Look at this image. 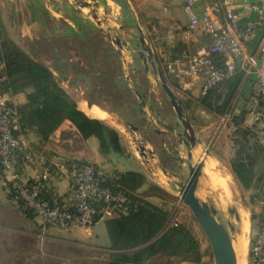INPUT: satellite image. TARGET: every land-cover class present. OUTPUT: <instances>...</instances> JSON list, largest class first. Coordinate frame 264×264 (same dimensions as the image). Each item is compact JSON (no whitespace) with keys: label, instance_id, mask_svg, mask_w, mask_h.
Returning a JSON list of instances; mask_svg holds the SVG:
<instances>
[{"label":"rangeland","instance_id":"obj_1","mask_svg":"<svg viewBox=\"0 0 264 264\" xmlns=\"http://www.w3.org/2000/svg\"><path fill=\"white\" fill-rule=\"evenodd\" d=\"M62 1L71 8L70 11L72 13L81 12L92 22L96 23V20L91 15L90 8L81 6L76 0ZM97 2L99 6L96 13H98V20L100 21L105 20L102 19L103 5L108 10H114V12L107 17L108 20L105 21V24L102 25L104 30H99L100 37L102 36L101 33H104V41L98 38L94 40V43H90L89 45H80L78 42H75L74 48L78 47L79 51L83 49V46H90L87 48L88 51H86V53L82 54V51L81 54H78L80 59L82 57L81 60L83 65L81 67L76 65L79 60L75 61L73 58L72 62L75 63L74 65L73 63H71L72 65L70 66H66L65 63L61 64L63 67L62 69H65L66 72L68 70L69 73L67 72L66 75L62 73L60 77L65 79L69 77V82H60L58 76L59 83H63L68 89L71 98L78 107L80 103H86L88 106L95 105L103 109L107 112V120L98 119H101L119 133L122 150L104 154L105 156H103L102 162L95 163L94 165L100 169L105 178L108 176L111 177L118 169L127 168L130 158L147 163V167L153 169V173H148L150 176L149 180L153 182L152 184L164 186L167 191L152 188L149 185L144 187L142 191L146 190L152 194L149 200L159 202V199H162L164 200V204L166 202V206H169L170 202H175V206L178 205V207H172L171 211L174 217L188 224L198 238L200 246L203 248V259H201L200 263L196 264H213L212 252L202 229L195 220L188 205L182 202L179 198V194L173 191L168 185L167 181L173 179L170 178L168 174H163L161 170V168L167 169L170 167L171 163L168 161L167 157L162 154L164 146L156 133V129L163 128L167 131L168 125H174L175 122L179 124V120L169 103L168 97L159 84L156 74L151 70L144 73V64L139 52H143L144 55L146 53L140 44V38H143L145 44L152 49L156 64L162 69L168 84L178 98L181 99L186 116L191 119L195 127L206 128L212 143L216 140V144L213 146L214 148H212L214 153H217L215 154L216 157L220 155L217 148L229 146V148L234 149L231 141V137L235 131L233 118L243 110L246 113L244 109L246 108V100L236 90L230 101L229 108H227V110L225 109L226 111L224 113H220L203 108L200 105L201 97H197L196 95L193 96L191 93L182 92L177 89L173 79L167 74L162 65L161 56L164 54L170 56L172 53L180 51L193 52L196 47L189 43L182 44L180 41L181 39H178V33H180L179 30H181L182 27L176 29V25L171 24L170 19H168L166 15H163L161 12L162 6L164 5L162 0H106L105 2L97 0ZM4 3V13L8 26L16 30L17 18H15L13 14L11 1L4 0ZM24 13L25 9H23V15ZM177 18L178 16L174 15V19ZM106 25L109 26L111 30L109 33L106 32ZM115 38L120 39L121 47L115 43ZM73 41H76V39ZM101 42H103L104 45H102ZM54 43L58 48L61 47L62 52L64 51L61 39L60 42L58 39H55ZM44 45L45 43L41 44V47L43 46L44 48ZM112 46L114 48H112ZM112 50L114 51L113 56ZM43 51L45 55H49V52H51L50 46L45 47ZM31 54L36 60H41L36 58L37 54L36 56L33 53ZM137 94H145V97L143 96L144 98L141 99ZM156 98L161 100L160 105L154 107L153 111H149L148 105H155L157 102ZM142 100L145 102L144 105L142 104ZM245 119L248 121L250 120L248 114H246ZM128 123L132 124L136 130H132ZM180 128L179 129L182 130L181 126ZM142 138H146L152 144H149L148 141L146 143L142 142ZM169 139H171V137H169ZM139 145H144L145 148H149L152 150L151 153H155L156 156L152 157L150 153H148L147 157H145V161L139 154ZM258 146V144H254L250 150V153L256 160L254 163V170H256L258 176H256L258 182L257 188L244 189L234 176L230 164L219 158L218 161L208 159L205 163L196 190V196L200 200L207 202L216 210V219L219 222L226 227H228V225L233 226L234 230L231 232V236L237 253L238 264H246V247L249 245V239L256 232L255 220L260 211L259 186L262 180H258V178L264 175V164ZM204 155L206 154L204 153L203 156ZM222 157L225 158L226 156ZM133 162L131 160L130 163L132 164ZM207 169H209V171ZM223 174L226 175L227 181L229 180V182H232L229 194L218 185V180L220 181L221 179L220 176L224 177ZM178 179L182 178L177 177V181H179ZM184 179L186 180V178ZM239 212L242 213L244 220V224L241 227H239ZM50 229L56 228L50 227ZM97 230L99 233L97 235L98 241L96 244L109 245V238L105 226L101 223ZM47 241L49 242L48 239ZM50 244L54 245V241L51 240ZM77 249H82L84 255L89 253L87 256H95L97 258L103 257L97 252L89 251L87 247L77 244V246L70 250L68 249L60 252H58V247L52 248V258L49 264H58L57 260L65 256L70 260L68 264H75L73 260L77 258L74 255ZM44 259L45 262H47L46 258ZM90 259L94 260L92 258ZM159 263L177 264L178 261L162 257L159 258ZM77 264L82 263L80 262Z\"/></svg>","mask_w":264,"mask_h":264},{"label":"built area","instance_id":"obj_2","mask_svg":"<svg viewBox=\"0 0 264 264\" xmlns=\"http://www.w3.org/2000/svg\"><path fill=\"white\" fill-rule=\"evenodd\" d=\"M185 37L208 36L193 52L161 56L162 65L178 90L207 91L231 78L237 70L254 77L247 110L255 142L264 150V1L183 0ZM255 44L252 51L251 44ZM6 80L0 64V84ZM19 113L12 94L0 88V172L6 190L34 216L41 229L69 230L89 227L99 218L123 212L130 197L118 186L107 184L91 162L66 166L62 160L48 165L42 153L32 150L18 132ZM21 166L32 168L25 176ZM37 166H42L38 168ZM55 172L68 184V194L51 200L43 194ZM260 211L256 232L249 239L248 264H264V179L259 186Z\"/></svg>","mask_w":264,"mask_h":264},{"label":"crops","instance_id":"obj_3","mask_svg":"<svg viewBox=\"0 0 264 264\" xmlns=\"http://www.w3.org/2000/svg\"><path fill=\"white\" fill-rule=\"evenodd\" d=\"M12 11L16 19V30L15 28H10L8 26V22L4 13V0H0V17L2 23L5 27L6 33L8 37L14 41L18 46H20L24 51L32 56L31 53L37 54L36 58H39L40 62L47 65L50 70L53 72L57 81L60 79L66 83L69 82V77L66 79L60 77L62 73L66 75L69 71L62 69V65L66 66L72 65V59L78 61L76 65L81 67L83 65L82 57L81 59L78 57V54L82 52V54L88 51L87 48L90 46H83L81 51L78 50V47L74 48V44L78 42L80 45H86L90 43H94L95 39H101L104 41L105 37L99 36V30H104L102 25L105 24V21L108 20V16L114 12V10H108L105 6H102L103 16L102 19L104 21L92 22L85 14L83 13H72L71 8L68 7L62 0H10ZM164 5L162 6V13L166 15L168 19H170L171 24L176 25V29L179 30L178 39L182 44H191L194 47H197L201 43H208L209 37H185V16L181 8V4L183 0H162ZM241 1H250V0H241ZM264 1V0H262ZM14 6V8H13ZM23 9H25V13L23 15ZM116 12V10H115ZM173 14V15H172ZM98 15V13H97ZM174 15L178 16L177 19H174ZM106 32L109 33L111 30L109 26H107ZM18 29V30H17ZM94 32V34H93ZM55 39H58L61 44L64 46V51L62 52L61 47H57L54 43ZM76 41H73L75 40ZM78 40V41H77ZM98 40V41H101ZM76 42V43H75ZM44 48L50 46L51 52L49 55H45ZM53 43V44H52ZM48 44V45H46ZM102 45L103 42H101ZM40 45V46H39ZM112 48H114L112 46ZM61 50V51H60ZM114 51L112 50V56L114 55ZM181 52V51H180ZM61 53V55H60ZM75 63H73L74 65ZM78 73V72H77ZM57 76H56V75ZM59 74V75H58ZM77 75V74H76ZM59 76V79H58ZM69 76V75H68ZM59 83V81H58ZM60 86L70 95L68 89L63 85V83H59ZM244 84V79L240 81L238 93H240L242 86ZM129 86V85H128ZM129 91V90H128ZM131 91V90H130ZM250 91V89H249ZM190 93V92H188ZM193 96L196 95L198 97V91L195 90L191 93ZM145 95V94H144ZM71 96V95H70ZM145 97V96H144ZM248 97L249 93L246 95L245 101V111L248 114ZM13 102L18 106L26 102L25 92L12 94ZM157 102L155 105H148L149 111H153L154 107L160 105L161 100L156 98ZM95 107V105H86V103H80L79 109L84 111L85 113L89 108ZM151 106V108H150ZM98 107V106H96ZM85 108V110L83 109ZM99 108V107H98ZM101 109V108H100ZM104 113V117H99L91 113L88 110L87 115L90 114V117H97L103 120H107V112L101 109ZM157 116V115H156ZM246 116V115H245ZM190 119V118H189ZM191 121V119H190ZM245 121V120H244ZM192 124V121H191ZM177 125V122L174 123ZM172 125V126H174ZM194 129V134L196 138H200L202 143L196 144V146L192 149V156L190 158L191 164H195L199 160H204L205 163L208 159H214L218 161L219 158L223 161H227L229 164V159L234 155V149L229 148V146L225 148H217L219 150V157H216L212 148L216 144V140L214 143L210 140V136L204 127H195L192 124ZM180 126H175L174 131L170 132L169 130L163 128H157L156 133L160 137L162 145L164 146L163 155H165L168 161L171 163V166L168 167L167 173L170 178L173 180H177V177H181L182 179H178L180 182H184V178L188 177V166L186 163V154L187 148L183 143L179 142V136L177 133L181 132ZM155 130V128H154ZM24 139L26 140L28 146L37 152L42 153L45 157L48 165H51V161H56L57 159L62 160L66 166L75 163L81 162H91L93 164L102 162L103 154L99 152L98 149V141L95 137L90 136L86 139L80 137V135L75 131L74 127L69 121H64L52 134L48 136L47 139H41L34 132L27 131L24 135ZM171 137V139H169ZM170 140V141H169ZM148 141V140H147ZM149 144H152L148 141ZM209 148V149H208ZM211 148V149H210ZM216 149V148H215ZM231 149V150H230ZM206 150L210 151V155H207L205 158L203 154ZM154 153L152 157H155ZM222 156H226L225 158ZM223 158V159H222ZM137 159V158H136ZM154 159V158H153ZM152 159V160H153ZM225 159V160H224ZM132 160V164L130 163ZM146 161V158H144ZM183 160V162H182ZM129 166L127 168L118 169V171L125 170H135L142 172L148 179L150 183H153L149 180V174L153 173L152 168L147 167V163H143V161L128 160ZM203 166V167H204ZM21 170L23 171L25 176H30L32 173V168H27L21 166ZM41 168L42 166H37ZM203 167L201 169V173L203 171ZM213 168V167H211ZM162 170V168H161ZM209 171V169H207ZM212 170V169H210ZM163 172V171H162ZM164 174V172H163ZM264 179V176H263ZM200 180V176L198 178V183ZM198 183L196 190L198 188ZM157 185V184H156ZM159 188L167 191L164 186L157 185ZM146 187V186H144ZM142 187L140 191L144 188ZM43 194L51 199V200H61L65 198L68 194V184L66 180L61 178L55 172L51 175L50 180L45 184L43 189ZM151 197V196H150ZM147 199L149 197L147 196ZM159 199V198H158ZM152 201V200H150ZM153 203L163 206L169 210H172V207L175 206V202H170L169 206H166V202L164 204V200L159 199V202L152 201ZM106 217L99 218L96 222H94L89 227L75 226L69 230H57L50 229V227H46L41 229V226L37 223L36 219L31 215H28L22 208L21 204L15 201L12 198V195L6 190V187L3 184V179L0 172V264H49L50 259L52 258V248L58 247V252L65 251L67 247L82 245L83 243L95 244L97 243V228L102 223L105 226ZM176 220L180 221L179 218L175 217ZM182 222V221H180ZM188 226V224H186ZM106 229V227H105ZM49 240V242L47 241ZM51 240L54 241V245L50 244ZM99 245V243L97 244ZM54 246V247H53ZM108 246V245H101ZM201 249L202 246H201ZM46 261L45 262V259ZM203 259V257H202ZM246 264H248V247H246L245 253ZM70 260L65 257H60L57 260L58 264H68ZM147 264H150L148 261ZM153 264V262H152ZM177 264H196L189 261H178Z\"/></svg>","mask_w":264,"mask_h":264},{"label":"trees","instance_id":"obj_4","mask_svg":"<svg viewBox=\"0 0 264 264\" xmlns=\"http://www.w3.org/2000/svg\"><path fill=\"white\" fill-rule=\"evenodd\" d=\"M0 64L6 76V80L0 84L1 90L11 94L25 92L26 102L17 106L19 133L31 131L45 140L67 120L81 138L95 137L101 154L122 150L118 131L79 109L60 86L50 68L8 37L1 17ZM242 79L244 84L239 94L246 100L254 77L244 76L241 70H237L231 78L210 88L200 98V105L205 109L224 113ZM245 115L243 110L233 118L235 131L231 141L234 155L229 159V164L244 189H255L258 186L257 172L254 170L256 160L250 150L252 145L257 144L254 133L243 126ZM258 149L264 164V150L259 146ZM263 176L258 180H263ZM104 179L107 184L118 186L128 194L130 202L123 212L106 217L108 246L90 243L81 245L103 257L87 256L89 253L84 255L82 249H77L74 253L77 258L73 260L75 264H147L148 261L150 264H161L159 258L162 257L175 261L201 262L203 252L193 230L176 220L171 210L147 199V196L152 195L148 191H140L147 185L161 188L150 183L142 172L135 170H116L111 177ZM20 204L28 215L34 217ZM71 248L74 247H67L66 250Z\"/></svg>","mask_w":264,"mask_h":264},{"label":"water","instance_id":"obj_5","mask_svg":"<svg viewBox=\"0 0 264 264\" xmlns=\"http://www.w3.org/2000/svg\"><path fill=\"white\" fill-rule=\"evenodd\" d=\"M81 6H85L91 9V15L96 20L97 23L98 15L96 10L99 6L97 0H76ZM106 1V0H102ZM115 43L121 47L120 39L115 38ZM140 44L142 45L143 52H139V55L142 57V61L144 64V73L148 70H151L154 74H156L159 84L165 93V95L169 99V103L173 108L176 117L179 120V124L182 127L181 132L177 133L179 136V142L183 143L184 146L188 149L186 154V163L188 166V177L184 182H180L177 180H168L167 183L170 188L179 194V198L188 205L190 208L195 220L199 224L202 229L212 252L213 264H236V254L233 247V238L231 236V232H233V226L228 225L226 227L224 224L219 222L216 219V210L210 206L207 202L200 200L196 196V187L198 183V178L201 174V169L204 166V160L197 161L194 165L191 164L190 158L192 156V149L196 146V144H201L202 141L200 138H196L194 134V129L189 118L186 116L184 112V108L182 106V101L170 85L167 82V79L162 71V69L156 64L155 59L153 57L152 49L147 46L144 42L143 38H140ZM255 44H251L249 46V50L252 51L254 49ZM141 99L144 98L142 94H137ZM144 101L142 100V104L144 105ZM151 108V106H150ZM128 125L132 128V130H136L132 124L128 123ZM177 125H168L167 129L170 132L174 131L175 126ZM142 142H147L146 138L141 139ZM139 154L143 158L147 157L148 153L153 156L154 153H151L152 150L149 148H145L144 145H139L138 147ZM204 156L210 155V151L206 150ZM183 162V160H182ZM162 171L166 174V168H162ZM238 217V215H237Z\"/></svg>","mask_w":264,"mask_h":264},{"label":"bare ground","instance_id":"obj_6","mask_svg":"<svg viewBox=\"0 0 264 264\" xmlns=\"http://www.w3.org/2000/svg\"><path fill=\"white\" fill-rule=\"evenodd\" d=\"M84 110H85V108H83ZM88 110H90L91 111V113L92 114H94V115H97V116H99V117H104L105 115H104V113H103V111L100 109V108H98V107H92V108H89ZM88 110H87V112L86 113H88ZM90 113V114H91ZM90 114H88V115H90ZM91 116V115H90ZM106 117V116H105ZM210 175V174H209ZM224 175V174H223ZM228 176V175H227ZM221 177V179H220V181L218 180V185H220L222 188H223V190L224 191H226L227 192V194H229V192L231 191L230 189H231V187H230V185H231V183L232 182H229V180L227 181L226 180V175H224V177H222V176H220ZM219 177V178H220ZM229 177V176H228ZM218 178V179H219ZM225 178V179H224ZM215 180V179H214ZM217 180V179H216ZM209 182V181H208ZM217 183V182H216ZM215 186V185H214ZM219 188V187H218ZM221 188V189H222ZM241 211V210H240ZM244 224V220H243V217H242V213L241 212H239V227H241L242 225ZM233 247H234V250H235V246H234V244H233ZM235 254H236V264H238V261H237V253H236V250H235Z\"/></svg>","mask_w":264,"mask_h":264}]
</instances>
